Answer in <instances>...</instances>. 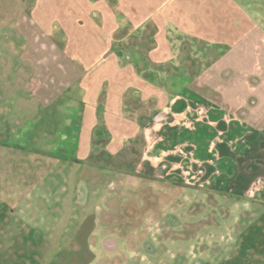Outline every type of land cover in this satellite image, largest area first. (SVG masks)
Instances as JSON below:
<instances>
[{"label":"crops","instance_id":"crops-1","mask_svg":"<svg viewBox=\"0 0 264 264\" xmlns=\"http://www.w3.org/2000/svg\"><path fill=\"white\" fill-rule=\"evenodd\" d=\"M1 29L20 44L3 51L0 151L28 153L36 122L49 184L81 206L64 218H79L75 249L51 264H76L84 247L94 257L81 264L117 259L127 238L135 264H264V179L236 180L264 171V0H0ZM70 124L76 160L51 152ZM221 189L233 199L222 212Z\"/></svg>","mask_w":264,"mask_h":264},{"label":"rangeland","instance_id":"rangeland-1","mask_svg":"<svg viewBox=\"0 0 264 264\" xmlns=\"http://www.w3.org/2000/svg\"><path fill=\"white\" fill-rule=\"evenodd\" d=\"M3 31L5 32V36L8 35V37L6 36L4 39L2 34H0L1 109L4 107L3 104H5L2 98L4 79L7 70H9L6 66V59L3 56V51L5 47L9 49L11 46L10 43L12 44V49L16 47L15 44H20L18 43L19 40L17 42L15 41L14 29L0 30V32ZM18 54L19 53L15 54L13 52V57H17ZM16 64V68H19V62H16ZM8 113L9 119L13 120L18 111L15 112L14 109H10ZM31 120L35 122L38 121L39 118L34 116ZM76 120L77 118H74L73 123L76 122ZM34 124L29 126L27 141L28 153L23 151L22 154H18V152L21 151L14 152L13 149H9V151H7L8 154L0 151V264H51L57 259H62V261H64L66 258V254L64 253L65 250L75 249L73 245L79 240L76 234L77 226H79V218L70 220H65L64 218L69 214L73 215V213L77 215L80 212L79 208L81 206H73V195L70 196L67 194L68 191H71L70 188L72 186L68 188L65 192V196H63V192L59 194L60 190L53 184H49L52 183L51 177L55 175L54 173H49L50 171H48L45 166H53V163L48 160L50 158H46V163H43V157H41L40 152L46 147H49L48 143L50 144L51 140L49 139L46 141V139H39L38 131H40L39 129L42 127L38 128V126L36 127ZM13 125L12 128H14ZM73 126L75 127L74 124ZM52 127L54 129V126L51 124L45 126L47 130H50ZM62 127L64 129L69 128L67 125H62ZM17 136L18 135H12V144L14 146H21L22 143ZM236 138V141H233L232 144V146L235 145L233 161L235 165L242 170L244 159L242 156L239 157V153L243 151V146H245L247 138H238V136H236ZM252 142L256 144L254 139ZM217 143L218 141L216 139L210 141V145H217ZM261 143L264 144L263 141H261ZM30 151L34 153H30ZM230 155H232V153H230ZM228 158L232 160V156H228ZM64 164L76 163L67 161ZM35 166H40L38 169H41L40 173L36 172L31 174L29 172L28 175H25L26 169ZM237 177L236 180L241 182V184H258L264 179V171H260L256 174L240 172L237 174ZM70 194H73V192H70ZM220 195L221 199L219 200L222 202L220 206L222 212L226 207H229L228 202L233 201V199L231 198L232 195L226 194V191L224 192L222 189ZM57 198L61 199L62 202L58 203ZM227 210L229 211V208ZM112 214L114 213H109L107 219L112 218L114 216ZM209 216L211 217L210 214H207V217ZM125 218H127V216ZM110 220L112 221V219ZM119 220L121 221V219ZM103 222L106 221L103 220ZM221 223L223 224L226 222L221 221ZM133 224H135V222ZM221 228L220 230L218 229L219 232L216 236L223 240L222 235L224 234L226 236L227 230L224 226H221ZM220 231H224V233L221 234ZM188 233L189 240H191L192 237L196 236L195 227L191 228V226H189ZM204 233H206V231ZM100 234L101 232L98 234L97 239L100 237ZM131 242L134 243L133 249ZM125 243L126 244L123 243L124 245L118 252L117 259L107 257L105 252H99L97 254L98 259H101L100 261L97 259L98 261L94 264H135V238H127L125 239ZM179 247V243H176V245L171 246V249L179 252ZM182 247H184V242H182ZM77 256L79 260L77 262L75 260L74 262H76V264H81L90 260L91 257H94V253L88 252L84 247L82 253ZM107 258H109L108 262H106Z\"/></svg>","mask_w":264,"mask_h":264},{"label":"trees","instance_id":"trees-1","mask_svg":"<svg viewBox=\"0 0 264 264\" xmlns=\"http://www.w3.org/2000/svg\"><path fill=\"white\" fill-rule=\"evenodd\" d=\"M124 32H126V29L121 30V33L117 32L114 36L115 41H117L118 37H120V35H122V33ZM129 57H132V56L129 55ZM143 62L145 66H148L149 64H151V62L148 59L143 60ZM160 83L163 84L164 82L161 81ZM164 84L170 86V81L168 83L165 82ZM74 87L76 88L77 85L71 87L67 91V94L70 93L74 89ZM61 101H62V98L61 99L59 98V100H57L53 104V106L58 105ZM68 127H69L67 129L68 133L66 135H63L61 139H57L56 141L53 142V144L51 145V148H52L51 152L59 158L76 160L75 148L77 146V137H78L77 135H78L79 128H77L76 126L74 127L73 124L72 125L70 124V126L68 125ZM54 129L53 127L50 128L49 130L50 135ZM50 144H51V141H50Z\"/></svg>","mask_w":264,"mask_h":264},{"label":"water","instance_id":"water-1","mask_svg":"<svg viewBox=\"0 0 264 264\" xmlns=\"http://www.w3.org/2000/svg\"><path fill=\"white\" fill-rule=\"evenodd\" d=\"M109 245L112 247L113 246V244L111 243V242H109Z\"/></svg>","mask_w":264,"mask_h":264}]
</instances>
